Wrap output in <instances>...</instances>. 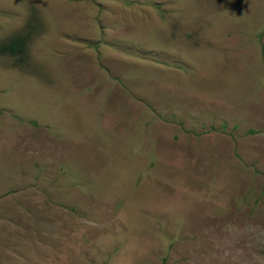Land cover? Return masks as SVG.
<instances>
[{"label":"rangeland","instance_id":"rangeland-1","mask_svg":"<svg viewBox=\"0 0 264 264\" xmlns=\"http://www.w3.org/2000/svg\"><path fill=\"white\" fill-rule=\"evenodd\" d=\"M0 264H264V0H0Z\"/></svg>","mask_w":264,"mask_h":264},{"label":"trees","instance_id":"trees-1","mask_svg":"<svg viewBox=\"0 0 264 264\" xmlns=\"http://www.w3.org/2000/svg\"><path fill=\"white\" fill-rule=\"evenodd\" d=\"M11 51L22 50V43H15L9 47Z\"/></svg>","mask_w":264,"mask_h":264}]
</instances>
